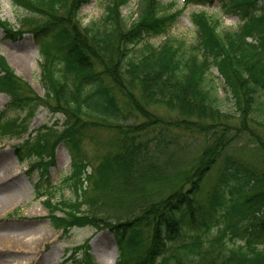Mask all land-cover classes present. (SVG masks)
I'll return each instance as SVG.
<instances>
[{
    "label": "trees",
    "instance_id": "16d2710c",
    "mask_svg": "<svg viewBox=\"0 0 264 264\" xmlns=\"http://www.w3.org/2000/svg\"><path fill=\"white\" fill-rule=\"evenodd\" d=\"M87 1L11 0L26 14L20 28L35 26L42 96L0 56V93L14 113L0 114L1 138L21 139L40 108L64 118L61 128L43 125L15 150L46 180L44 159L60 143L69 147L70 171L58 190L73 198L53 203L54 186L36 185L53 228H106L118 246L115 264H264V0H186L219 1L223 14L238 18L232 30L193 13L190 45L169 35L180 13L173 4L138 0L129 22L121 13L128 0H99L100 17L82 25ZM0 27L6 36L21 34L7 22ZM156 37L163 41L153 44ZM149 105L177 119L163 121ZM226 108L238 114L236 124L223 122ZM127 118L133 124L122 125ZM94 128L117 137L91 167L81 141ZM240 143L254 145L248 159L233 148ZM80 263L96 264L87 251Z\"/></svg>",
    "mask_w": 264,
    "mask_h": 264
},
{
    "label": "rangeland",
    "instance_id": "374dc122",
    "mask_svg": "<svg viewBox=\"0 0 264 264\" xmlns=\"http://www.w3.org/2000/svg\"><path fill=\"white\" fill-rule=\"evenodd\" d=\"M137 2L138 0H128L127 5L122 8L121 13L125 20L131 22L135 18L133 13L136 10ZM162 4H173L174 9L180 11L169 35L183 39L188 45L192 44L195 38V29L190 19L195 12L204 11L208 16L216 19L221 18L220 27L224 29L234 30L238 26L237 16L223 14L219 9V1H214L207 7L197 4L186 6L184 0H162ZM100 15L99 0H88L80 9L79 20L82 25H86L98 19ZM24 16L26 14L15 8L11 0H0V22H7L17 32H21L20 36L10 37L6 36L0 27V55L6 61L8 59L12 63L13 66L7 61L15 74L34 93L42 96L43 92L39 83L41 57L37 42L30 31L35 26L20 28L19 22ZM43 38L41 37V39ZM150 41L157 45L163 41V38L156 37ZM210 78H212L213 84L219 92V97L223 98V82L216 69H211ZM136 97L138 98L137 95ZM8 101V96L0 93V113ZM226 107H228L227 104ZM148 109L163 121L174 122L177 119L175 111H169L161 105H149ZM225 114L228 117L222 118L224 123H237L238 114L233 109L226 108ZM12 115H14L13 112L7 111L4 118ZM139 120L141 119L139 118ZM139 120L137 123L140 122ZM63 124L64 118L62 115L52 114L47 109L40 108L30 121L26 135L21 139L14 140L0 137V176L4 172H10L7 176L9 182L0 183V264H75L72 261H67V258L76 248H80L81 254L87 251V254L96 264H99L97 260H100L101 263L114 264L118 258L116 241L106 229L93 226L73 228L67 234L55 230L48 218L49 212L44 203L45 199L36 197V185L39 180H43L44 182L40 183L41 186H45L48 182L55 188L53 203L62 199L73 198L70 191L58 190L62 178L70 171L71 152L67 145L64 143L58 144L53 150L52 160L49 161L48 157L44 159L47 163L50 162L47 166L46 180L44 178L39 179L40 169L36 167L34 169L29 168L32 160L23 163L17 161L15 148L27 136L29 137L28 134L30 136L35 135V131L43 125L61 128ZM131 124H133V120L128 118L122 122V125ZM89 134L90 139L88 137L82 139L81 150L89 160L91 167H93L96 165L99 156L109 148L110 142L117 137V133L113 130L94 128L93 132ZM201 142L199 138L197 145ZM190 147L192 149L193 145ZM253 147V144L245 147L243 143L233 146L237 154L240 153L239 149L242 148L244 152L240 154H243L246 159H248V155H253ZM193 153L192 150L188 158ZM177 158L180 157L177 156ZM215 178L216 176L212 175L208 184L204 185L203 190L197 197V202L202 203L205 201L207 193L215 183ZM61 214V211L57 212L58 216ZM5 235L15 237V239L5 242L6 240L3 241ZM78 258L80 257L78 256Z\"/></svg>",
    "mask_w": 264,
    "mask_h": 264
},
{
    "label": "bare ground",
    "instance_id": "6f19581e",
    "mask_svg": "<svg viewBox=\"0 0 264 264\" xmlns=\"http://www.w3.org/2000/svg\"><path fill=\"white\" fill-rule=\"evenodd\" d=\"M7 61H8V63L10 64V65H12V63H10V61L7 59ZM13 66V65H12ZM9 174H10V172H4V173H2V176H0V183L1 182H4V181H6V182H9V180L7 179V176H9ZM5 182V183H6ZM5 238V239H4ZM7 238H9V239H7ZM11 239L12 240H14L15 239V237H10V236H8V235H5L4 237H3V241L4 240H6L5 242H7V241H11ZM98 261V263L99 264H108V263H106V262H100V260H97Z\"/></svg>",
    "mask_w": 264,
    "mask_h": 264
}]
</instances>
